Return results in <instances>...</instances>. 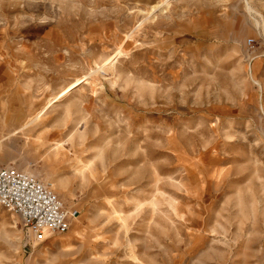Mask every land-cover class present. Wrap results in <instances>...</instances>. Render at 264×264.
<instances>
[{
	"label": "rangeland",
	"instance_id": "374dc122",
	"mask_svg": "<svg viewBox=\"0 0 264 264\" xmlns=\"http://www.w3.org/2000/svg\"><path fill=\"white\" fill-rule=\"evenodd\" d=\"M6 165L77 213L0 264H264V0H0Z\"/></svg>",
	"mask_w": 264,
	"mask_h": 264
},
{
	"label": "built area",
	"instance_id": "2783aa9c",
	"mask_svg": "<svg viewBox=\"0 0 264 264\" xmlns=\"http://www.w3.org/2000/svg\"><path fill=\"white\" fill-rule=\"evenodd\" d=\"M0 206L15 213L38 238L46 231L66 233L77 213L68 211L50 185L13 167L0 169Z\"/></svg>",
	"mask_w": 264,
	"mask_h": 264
},
{
	"label": "bare ground",
	"instance_id": "6f19581e",
	"mask_svg": "<svg viewBox=\"0 0 264 264\" xmlns=\"http://www.w3.org/2000/svg\"><path fill=\"white\" fill-rule=\"evenodd\" d=\"M80 80H77L72 86L76 85L77 83H79ZM77 86V85H76ZM57 101V98L53 99L51 101V103L46 107V109H43L42 111H40L36 116H34L28 123L24 124L23 126H21L19 129L16 130V132H20L22 130L27 129L28 127H30L35 120H37L39 117H41L44 112L52 105L54 104V102ZM47 232V231H46Z\"/></svg>",
	"mask_w": 264,
	"mask_h": 264
},
{
	"label": "crops",
	"instance_id": "0c3cea01",
	"mask_svg": "<svg viewBox=\"0 0 264 264\" xmlns=\"http://www.w3.org/2000/svg\"><path fill=\"white\" fill-rule=\"evenodd\" d=\"M7 167H13V168H16V167H14V166L6 165V166H3V167H0V169H2V168H7ZM16 169H18V168H16ZM18 170H19V169H18ZM71 223H72V219H71Z\"/></svg>",
	"mask_w": 264,
	"mask_h": 264
}]
</instances>
